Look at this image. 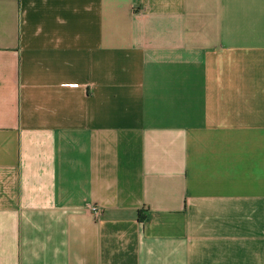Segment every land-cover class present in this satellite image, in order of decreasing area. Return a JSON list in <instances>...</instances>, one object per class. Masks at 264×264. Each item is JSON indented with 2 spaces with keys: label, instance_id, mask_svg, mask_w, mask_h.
Masks as SVG:
<instances>
[{
  "label": "crops",
  "instance_id": "obj_1",
  "mask_svg": "<svg viewBox=\"0 0 264 264\" xmlns=\"http://www.w3.org/2000/svg\"><path fill=\"white\" fill-rule=\"evenodd\" d=\"M0 264H264V0H0Z\"/></svg>",
  "mask_w": 264,
  "mask_h": 264
},
{
  "label": "built area",
  "instance_id": "obj_2",
  "mask_svg": "<svg viewBox=\"0 0 264 264\" xmlns=\"http://www.w3.org/2000/svg\"><path fill=\"white\" fill-rule=\"evenodd\" d=\"M89 210H90V212H91V214L96 218L98 215H99V213H100V211H99V209L97 208V206H94V205H90L89 206Z\"/></svg>",
  "mask_w": 264,
  "mask_h": 264
}]
</instances>
